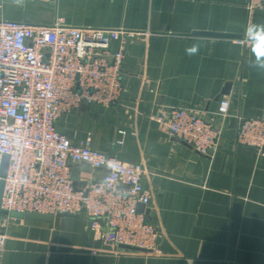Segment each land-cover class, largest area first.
I'll list each match as a JSON object with an SVG mask.
<instances>
[{
	"label": "crops",
	"instance_id": "1",
	"mask_svg": "<svg viewBox=\"0 0 264 264\" xmlns=\"http://www.w3.org/2000/svg\"><path fill=\"white\" fill-rule=\"evenodd\" d=\"M246 0H0V18L137 32L127 39L122 90L108 106L83 102L57 128L74 142L126 163L141 164L151 191L145 214L157 249L105 245L84 213L52 220L2 217L0 264H264V152L237 142L238 116L264 117V40L241 45ZM252 25H264V8ZM264 36V34H263ZM196 46L195 54L188 49ZM231 110L215 123V151L199 153L159 129L170 106ZM79 184L106 171L84 164Z\"/></svg>",
	"mask_w": 264,
	"mask_h": 264
},
{
	"label": "built area",
	"instance_id": "2",
	"mask_svg": "<svg viewBox=\"0 0 264 264\" xmlns=\"http://www.w3.org/2000/svg\"><path fill=\"white\" fill-rule=\"evenodd\" d=\"M247 27L237 39H249L256 10L264 0H246ZM137 32L91 25L72 26L57 17L50 24L0 18V168L1 208L8 212L84 213L89 229L105 245L157 254L158 232L147 221L151 191L141 164L126 163L94 148L90 140L74 142L60 133L57 121L83 102L108 106L122 90L127 39ZM231 101L223 97L206 114L200 108L170 106L155 119L159 129L212 154L221 135L215 121L224 119ZM237 142L264 152V117L238 116ZM105 169L102 176L74 185L73 166ZM6 235L0 230V254Z\"/></svg>",
	"mask_w": 264,
	"mask_h": 264
},
{
	"label": "water",
	"instance_id": "3",
	"mask_svg": "<svg viewBox=\"0 0 264 264\" xmlns=\"http://www.w3.org/2000/svg\"><path fill=\"white\" fill-rule=\"evenodd\" d=\"M58 131L63 134H67V135L69 134V132H66L65 130H62V129H58ZM7 168H8V157L4 155L2 158V164L0 168V215L9 216L12 218H25V219H30V220H45V221L52 220L54 216L56 215L57 216L73 215L69 213H58L56 215H53V214H42V213H36V212H26V213H20V212H15V211L8 212L7 210L1 208V199H2L3 187H4L3 178L6 176ZM78 171L79 169L76 167L73 169L72 174H71V178L73 180L74 185H76L79 180L78 175H77Z\"/></svg>",
	"mask_w": 264,
	"mask_h": 264
},
{
	"label": "clouds",
	"instance_id": "4",
	"mask_svg": "<svg viewBox=\"0 0 264 264\" xmlns=\"http://www.w3.org/2000/svg\"><path fill=\"white\" fill-rule=\"evenodd\" d=\"M264 34V25H250L246 31V35L249 39H255V36L257 33ZM197 51L196 46H193L192 48L188 49L189 54H195ZM253 55V66L264 68V56L257 57L255 52L252 53Z\"/></svg>",
	"mask_w": 264,
	"mask_h": 264
},
{
	"label": "rangeland",
	"instance_id": "5",
	"mask_svg": "<svg viewBox=\"0 0 264 264\" xmlns=\"http://www.w3.org/2000/svg\"><path fill=\"white\" fill-rule=\"evenodd\" d=\"M0 230L3 231V223H2V217L1 216H0Z\"/></svg>",
	"mask_w": 264,
	"mask_h": 264
}]
</instances>
